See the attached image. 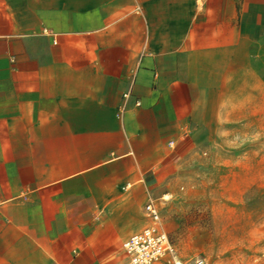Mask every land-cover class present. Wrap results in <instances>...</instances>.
I'll use <instances>...</instances> for the list:
<instances>
[{
	"label": "crops",
	"instance_id": "0c3cea01",
	"mask_svg": "<svg viewBox=\"0 0 264 264\" xmlns=\"http://www.w3.org/2000/svg\"><path fill=\"white\" fill-rule=\"evenodd\" d=\"M240 122L264 124V0H0V264H127Z\"/></svg>",
	"mask_w": 264,
	"mask_h": 264
},
{
	"label": "rangeland",
	"instance_id": "374dc122",
	"mask_svg": "<svg viewBox=\"0 0 264 264\" xmlns=\"http://www.w3.org/2000/svg\"><path fill=\"white\" fill-rule=\"evenodd\" d=\"M205 150L224 158L197 166L171 197L173 205L168 195L159 205L169 240L182 261L264 264V124L225 128Z\"/></svg>",
	"mask_w": 264,
	"mask_h": 264
},
{
	"label": "built area",
	"instance_id": "2783aa9c",
	"mask_svg": "<svg viewBox=\"0 0 264 264\" xmlns=\"http://www.w3.org/2000/svg\"><path fill=\"white\" fill-rule=\"evenodd\" d=\"M122 96L125 98L127 93ZM144 209L150 217V224L122 243L128 255L127 264H149L157 260H163L167 264H204V258L201 256L182 261L168 238L156 207L148 202Z\"/></svg>",
	"mask_w": 264,
	"mask_h": 264
}]
</instances>
